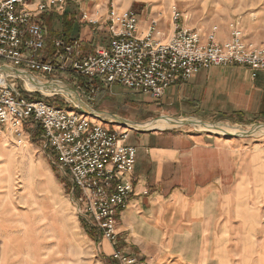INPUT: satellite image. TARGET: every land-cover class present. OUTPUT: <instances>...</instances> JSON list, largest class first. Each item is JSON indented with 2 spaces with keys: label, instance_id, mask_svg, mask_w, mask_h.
<instances>
[{
  "label": "built area",
  "instance_id": "built-area-1",
  "mask_svg": "<svg viewBox=\"0 0 264 264\" xmlns=\"http://www.w3.org/2000/svg\"><path fill=\"white\" fill-rule=\"evenodd\" d=\"M57 1L63 3L0 0V67L31 76L82 77L86 83L75 85L88 99L99 85H118L159 100L204 69L240 66L264 71V44L249 40L239 25H234L230 38L221 43L217 27L202 33L178 23L182 16L176 7L171 18L174 33L166 41L160 40L163 35L157 20L150 22L142 37L138 16L130 10L121 13L112 5L102 22L110 38L107 47L85 54L79 38H58L53 42L54 53L48 55V34L41 16L60 12L63 7ZM103 17L91 20L84 14L83 21L96 26ZM19 78L0 72V136L7 134L18 148H25L32 139L26 128L39 127L43 149L68 179L69 197L78 218L103 240L115 244L117 220L135 192L137 150L128 144L132 130L116 122L118 127H106L95 122L106 119L92 118L77 106L68 109L35 98L33 93L18 89L13 79ZM111 260L115 264H147L121 250H115Z\"/></svg>",
  "mask_w": 264,
  "mask_h": 264
},
{
  "label": "crops",
  "instance_id": "crops-1",
  "mask_svg": "<svg viewBox=\"0 0 264 264\" xmlns=\"http://www.w3.org/2000/svg\"><path fill=\"white\" fill-rule=\"evenodd\" d=\"M153 17H156L154 12L140 18L139 36L145 35ZM162 17L160 40L166 41L175 27L168 15L162 13ZM249 30L255 33L256 26ZM226 40L228 34L223 31L218 41ZM251 41L261 45L264 37L254 35ZM164 97L171 105L180 107L173 116L181 112L203 120L238 114L247 120L264 118V71L253 72L240 66L204 69L190 81L169 89ZM183 105L187 110L181 109ZM183 123L174 125L172 120L173 125L167 130L180 128ZM155 125L146 124L154 130L144 128L149 131L129 133L128 144L137 150L133 173L135 192L120 215L115 246L101 240L100 252L108 259L115 250H121L144 259L147 264H264V240L261 239L264 225L258 224L264 188L262 192L257 190L252 158L251 168L238 183L235 180L231 185L226 184L223 175L230 166L223 159L235 157L233 146L221 145L207 135L170 132ZM2 142L5 138H0V155H12ZM234 174L232 170L231 175ZM14 183L0 188L1 198L15 195ZM243 192L248 198L239 204L238 198ZM25 196L21 199L23 206H27ZM241 206L247 210H240ZM12 212L9 228H17L9 232L22 235L26 224L24 215ZM36 218L41 220L42 215ZM252 219L255 223H251ZM6 238V231L0 230L2 244ZM46 252L41 256L42 264H75V257Z\"/></svg>",
  "mask_w": 264,
  "mask_h": 264
},
{
  "label": "rangeland",
  "instance_id": "rangeland-1",
  "mask_svg": "<svg viewBox=\"0 0 264 264\" xmlns=\"http://www.w3.org/2000/svg\"><path fill=\"white\" fill-rule=\"evenodd\" d=\"M56 4H62L63 8L60 12L41 16L47 29V40L50 30L45 23L47 22L45 16H47L46 20L49 18L52 21V30L55 33V37L52 39L53 43L58 38L63 39V20L64 15L68 13V15L77 18L78 26L72 38L81 40L85 54H91L96 48L109 45L110 38L102 22L107 17L112 5L121 13L128 10L134 12L139 21L140 18H147L154 12L156 17L150 19L149 22L157 20L159 25L160 16L163 18L162 13L168 15L172 24L173 7H176L182 16L178 23L185 24L187 28L207 33L213 27H217V37L222 36L223 31H226L229 39L232 27L237 24L249 40L254 35L264 37V0H63V3L57 1ZM84 14L91 20L104 17L100 21L101 24L95 26L83 21ZM253 25L256 26L255 33H251L249 30ZM49 52L48 55L51 52L54 53L53 44ZM51 56H47V59H50ZM32 77L39 83L55 81L57 86L38 89L37 83L29 79L13 80L20 91L31 92L38 99L43 98L50 102L59 101V103H63V107L68 109L80 107L79 100L87 111L90 109L99 117L106 119V121L95 120V122L103 123L106 127H112L109 126L111 124H114L113 127H118L113 123L117 122L135 129L139 127V129L154 130L146 124L155 123L156 127L167 130L169 126L173 125L171 124L172 119H182L179 124L174 123V125L198 121L194 125H184L183 123L182 127L167 131L207 135L221 145L233 146L236 152L235 157L223 159L230 166L225 169L226 175H223V182L226 184L228 182L231 185L236 180L238 183L240 177L248 172L249 167L251 168L252 158L255 168L253 176L257 190L262 192L264 188V118L247 120L238 114L237 116H215L209 120H203L199 116L181 112L178 113L179 115L173 116L176 110L180 111V107L171 105L169 100L164 97L165 95L159 100H154L149 96L134 93L118 85L111 87L99 85L94 86L97 88L95 94L92 99H88L75 85L76 83L84 85L86 80L79 82L77 77L67 74H59L54 76L55 78L44 75ZM65 85L76 93L65 91L63 89ZM24 96L27 97V95ZM181 107V109L187 110L185 105ZM160 118L162 120H159ZM120 127L122 128V126ZM126 127L124 129H128ZM26 131L32 135V139L25 148L20 149L9 135L0 136L1 139L5 138V142L2 143L14 157L5 153L0 155V188L15 181L13 184L15 195L12 198L4 199L0 196V230L4 229L7 234L3 244L0 240L2 264H42L41 256L45 250L50 255L53 252L60 257H75V264H115L111 260L112 255L107 259L100 252L98 243L103 239L99 234L80 220L81 218H78L75 206L69 197L68 179L54 165L55 158L51 160L43 149L38 135L40 128L28 126ZM232 170L235 172L234 175H231ZM35 178H38V182L35 181ZM26 182L28 185L25 184ZM24 194H26L24 204L27 206H23L21 202ZM247 198V194L241 193L238 198L239 204H243ZM239 208L242 211L247 210L246 206ZM260 209L261 216L258 218V224L264 225V202L260 205ZM11 211L13 214L16 211L18 214L24 215L26 224H23L25 229L22 235H14L13 232H9L17 228H9ZM38 214L42 215L41 220L38 219L39 217L36 218ZM251 223H255L254 219L251 220ZM89 234H92V238ZM261 239L264 240V233L261 234ZM110 243L115 246L112 242ZM13 254L17 256L9 258Z\"/></svg>",
  "mask_w": 264,
  "mask_h": 264
},
{
  "label": "trees",
  "instance_id": "trees-1",
  "mask_svg": "<svg viewBox=\"0 0 264 264\" xmlns=\"http://www.w3.org/2000/svg\"><path fill=\"white\" fill-rule=\"evenodd\" d=\"M46 17L47 16H45V21H47V22H45L46 24H47V26L49 27V30H50V36H49V38H48V40H47V49H48V53H50L49 51H51V46H52V39L55 37V33H54V31L52 30V24H51V19H47L46 20ZM77 18L76 17H74L73 15H68V13H66L65 15H64V22H63V33H64V35H63V39H65V40H69L70 38H72V35L74 34V32H75V29H77V26H78V23H77V20H76ZM51 54H52V52H51ZM77 77V80L79 81V82H81V81H84L85 79L84 78H82V77H78V76H76ZM39 98H40V96H38ZM43 99V98H42ZM48 103H50V104H52V105H56V106H60V107H63V103H59V101H53V102H50V101H48V100H46ZM39 140H40V137L42 136V130L40 129V131H39ZM89 236L92 238V234H89Z\"/></svg>",
  "mask_w": 264,
  "mask_h": 264
},
{
  "label": "water",
  "instance_id": "water-1",
  "mask_svg": "<svg viewBox=\"0 0 264 264\" xmlns=\"http://www.w3.org/2000/svg\"><path fill=\"white\" fill-rule=\"evenodd\" d=\"M0 72H5V73H8V74H11V75H13V76H16V77H20V78H23V79H29V80H31V81H33V82H36L37 83V86H38V89H40V88H48V87H50V86H57V84L55 83V82H47V83H39V81H37V80H33V77L30 75V74H25V73H23V72H21V71H19V70H16V69H9V68H6V67H4V66H1L0 67ZM65 91H69V92H74V93H76L74 90H72L70 87H68V86H64V88H63ZM79 108V110H81L84 114H86V115H88V116H90V117H92V118H97L98 116H96V115H93V114H89V113H87V112H85L83 109H81L80 107H78ZM116 119H118V118H116ZM156 121V120H155ZM193 122V121H192ZM192 122H189L190 124L192 123ZM117 123V122H116ZM120 126H122V127H126V125H123V124H119ZM129 130H132V131H149V130H146V129H144V128H140V129H135V128H129ZM251 135V134H250Z\"/></svg>",
  "mask_w": 264,
  "mask_h": 264
},
{
  "label": "bare ground",
  "instance_id": "bare-ground-1",
  "mask_svg": "<svg viewBox=\"0 0 264 264\" xmlns=\"http://www.w3.org/2000/svg\"><path fill=\"white\" fill-rule=\"evenodd\" d=\"M3 78H5L6 76H2ZM58 86H61V85H58ZM78 102H79V105H80V107L85 111V112H87V113H89V114H93V115H96V116H98L97 115V113H95V112H92L90 109H88V111H87V109L83 106V105H81V103H80V101L78 100ZM99 117V116H98ZM164 118V117H163ZM159 120H162V118H160ZM173 121H174V123H177V124H179V120H176V119H172ZM189 122H192V121H188V122H186V123H184V125L185 124H190ZM195 123H198V121H195V122H192L191 123V125H194ZM199 123H203V122H199ZM142 126V125H141ZM151 128H154L153 126H150ZM126 128H131V127H126ZM138 129H139V127H138ZM16 246H17V244H16Z\"/></svg>",
  "mask_w": 264,
  "mask_h": 264
}]
</instances>
